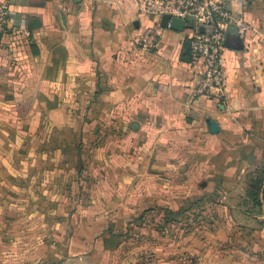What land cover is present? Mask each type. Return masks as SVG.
Here are the masks:
<instances>
[{
  "label": "crops",
  "instance_id": "obj_1",
  "mask_svg": "<svg viewBox=\"0 0 264 264\" xmlns=\"http://www.w3.org/2000/svg\"><path fill=\"white\" fill-rule=\"evenodd\" d=\"M4 1L12 31L0 49V144L13 150L18 138L35 137L58 138L59 143L71 137L64 140L71 144L79 138L71 120L78 107L72 96L97 88L121 92L101 109L105 119L124 125L121 149L127 173L134 171V161L141 163V174L156 173L160 166L178 175L200 172L207 179L205 189L216 191L228 225L253 234V264H264V203L252 204L246 195L251 175L264 170V44L259 38L264 37V0H229L232 16L242 26L243 48L224 47L222 52L224 99L201 97L190 108L186 101L202 70L199 62L181 60L195 33L191 26L165 28L157 50L140 54L132 50L131 38L150 21L138 15L141 0ZM208 118L218 123V134L209 133ZM195 149H201V157ZM157 153L166 159L158 160ZM184 158L192 161L188 171L178 161ZM52 171L53 166L42 168L47 180L57 173ZM7 175L0 164V233L5 234L34 204V193L29 197L12 183L3 187ZM4 195L10 196L3 201ZM211 237L207 245L217 246L213 263L239 264L227 260L235 250L226 227ZM69 250L70 257L62 256L58 264H103L93 253L75 258L73 246ZM0 253V264H41L50 248L36 261Z\"/></svg>",
  "mask_w": 264,
  "mask_h": 264
},
{
  "label": "rangeland",
  "instance_id": "obj_2",
  "mask_svg": "<svg viewBox=\"0 0 264 264\" xmlns=\"http://www.w3.org/2000/svg\"><path fill=\"white\" fill-rule=\"evenodd\" d=\"M259 38L264 44V37ZM72 101L78 105L71 120L79 138L71 144L64 142L71 137L63 138V143L58 138H18L13 150L0 144L1 167L11 174L1 182L3 187L12 183L16 190L29 192V197L34 193L27 216L19 218L8 234L0 233L2 254L36 261L44 252L38 244L57 220L55 238L61 241L59 248H66L65 260L73 246L75 258L93 253L103 264H215L217 246L212 243L209 248L207 242L226 227L235 250L227 260L253 264V234L244 235L228 225L218 197L205 189L207 179L200 172L178 175L160 166L156 173L141 174L137 172L141 163L134 161L130 165L134 171L127 173L121 149L124 125L105 119L101 108L81 111L80 96H72ZM90 114H96L97 120ZM197 154L201 157V149ZM156 158L165 160L166 155L157 153ZM178 161L186 171L192 165L191 159ZM44 166L57 171L49 180L42 174ZM6 235L10 239L5 240ZM43 245L56 252L55 245Z\"/></svg>",
  "mask_w": 264,
  "mask_h": 264
},
{
  "label": "built area",
  "instance_id": "obj_3",
  "mask_svg": "<svg viewBox=\"0 0 264 264\" xmlns=\"http://www.w3.org/2000/svg\"><path fill=\"white\" fill-rule=\"evenodd\" d=\"M138 15L150 20L131 38L132 50L149 54L157 50L165 28L161 18L165 15L185 22L195 31L189 38L192 61L201 64V78L187 98L190 108L201 97H225V77L222 52L228 30L238 25L229 7V0H141ZM11 12L7 1L0 2V49L11 30Z\"/></svg>",
  "mask_w": 264,
  "mask_h": 264
},
{
  "label": "trees",
  "instance_id": "obj_4",
  "mask_svg": "<svg viewBox=\"0 0 264 264\" xmlns=\"http://www.w3.org/2000/svg\"><path fill=\"white\" fill-rule=\"evenodd\" d=\"M181 60L185 62H189V63L192 61L191 54H190V48H189V42L186 43L183 47V53L181 54ZM117 93L118 94L116 93L106 94V92L102 88H97L95 92L92 94L79 95L82 99L81 111L82 110L85 112L97 111L98 109L104 107L105 103L108 102L110 98H113L114 100H118L121 97L120 95L121 92H117ZM99 104H101V106H99ZM91 114H90V118L93 117L95 120H97L96 114H94L93 116ZM217 181H219L218 176H217ZM212 193L213 195L217 196L216 191ZM246 195L252 204L254 203L257 206L263 205L264 203V170L257 171L254 176L253 174L251 175L248 181V184H247ZM22 217H25V216H22ZM48 224H49V227L53 226V222L52 220L50 221V218L48 219ZM57 225H58V221L56 220L55 226H53L52 229L49 228L51 230V233H49V236L44 237L42 240V243L38 244L37 246V248L42 246L45 252V246L43 245V242L47 246L55 245L56 252H54V250L53 251L50 250V254L48 256L49 258L47 259L46 257H43L44 259H40L38 263L42 261L41 264H58L59 262H61V258L59 257L60 256L62 257L63 254H64L63 256H65L66 248L65 247L59 248L58 244L60 245L61 241L59 242L55 238L58 232H57V229H54V227L56 228Z\"/></svg>",
  "mask_w": 264,
  "mask_h": 264
},
{
  "label": "water",
  "instance_id": "obj_5",
  "mask_svg": "<svg viewBox=\"0 0 264 264\" xmlns=\"http://www.w3.org/2000/svg\"><path fill=\"white\" fill-rule=\"evenodd\" d=\"M76 1V0H75ZM250 1V0H245ZM161 26L163 28H171L174 30H182L183 26H185V22L183 20L177 18H171L168 15H165L161 18ZM223 46L225 48L240 50L243 48V43L240 37V33L238 29L232 27L228 30L226 38L224 40ZM206 124L208 126L209 133L212 135L218 134L220 132V127L217 122L208 118L206 120Z\"/></svg>",
  "mask_w": 264,
  "mask_h": 264
}]
</instances>
